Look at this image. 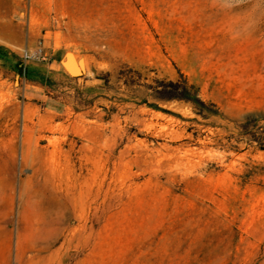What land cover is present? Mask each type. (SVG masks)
Masks as SVG:
<instances>
[{"label":"rangeland","instance_id":"374dc122","mask_svg":"<svg viewBox=\"0 0 264 264\" xmlns=\"http://www.w3.org/2000/svg\"><path fill=\"white\" fill-rule=\"evenodd\" d=\"M0 46V264H264V0H0Z\"/></svg>","mask_w":264,"mask_h":264},{"label":"trees","instance_id":"16d2710c","mask_svg":"<svg viewBox=\"0 0 264 264\" xmlns=\"http://www.w3.org/2000/svg\"><path fill=\"white\" fill-rule=\"evenodd\" d=\"M4 53L10 54L12 57L17 59L15 55L7 51L5 48L0 46V58L4 56ZM166 97L163 98L165 100H175L187 103L191 105L194 109H199L200 107H204V102L199 98L197 91L193 86L188 85V83L183 80L181 82H169L166 86ZM260 149H264V144L260 146Z\"/></svg>","mask_w":264,"mask_h":264},{"label":"water","instance_id":"95a60500","mask_svg":"<svg viewBox=\"0 0 264 264\" xmlns=\"http://www.w3.org/2000/svg\"><path fill=\"white\" fill-rule=\"evenodd\" d=\"M69 73L73 76L81 75V71L78 68H75L74 70H69Z\"/></svg>","mask_w":264,"mask_h":264},{"label":"built area","instance_id":"2783aa9c","mask_svg":"<svg viewBox=\"0 0 264 264\" xmlns=\"http://www.w3.org/2000/svg\"><path fill=\"white\" fill-rule=\"evenodd\" d=\"M25 58H27V54H25Z\"/></svg>","mask_w":264,"mask_h":264}]
</instances>
